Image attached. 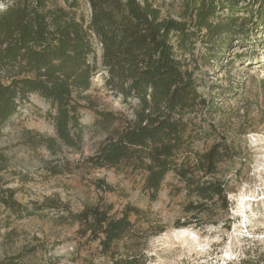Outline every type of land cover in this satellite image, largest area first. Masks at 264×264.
Returning <instances> with one entry per match:
<instances>
[{
    "label": "trees",
    "instance_id": "obj_1",
    "mask_svg": "<svg viewBox=\"0 0 264 264\" xmlns=\"http://www.w3.org/2000/svg\"><path fill=\"white\" fill-rule=\"evenodd\" d=\"M238 2L183 0L173 17L152 0H10L0 9V138L21 103L34 94L53 109L56 137L46 139L45 148L52 154L60 145L77 149L81 94L91 89V79L100 71L104 90L130 114L97 111L94 125L106 137L93 155L83 157L84 164L90 169L124 166L144 174L150 201L173 173L186 195L197 199L185 206L186 212L203 214L217 203L225 210L226 186L215 177L233 149L224 140L203 152L194 149L207 132L196 119L215 109L198 91L197 72L221 51L224 43L218 40L241 38L237 26L246 19L237 13L248 7H237ZM258 13L262 20L264 8ZM197 42L209 49L195 60ZM5 164L0 154V172ZM5 185L0 177V207L11 215L29 217L61 206L60 219L97 241L111 264H140L141 240L152 227L147 211L127 205L119 216L110 214V206L72 212L55 199L28 209ZM154 228L162 232L160 226ZM120 242L124 253L116 257L114 247Z\"/></svg>",
    "mask_w": 264,
    "mask_h": 264
},
{
    "label": "rangeland",
    "instance_id": "obj_2",
    "mask_svg": "<svg viewBox=\"0 0 264 264\" xmlns=\"http://www.w3.org/2000/svg\"><path fill=\"white\" fill-rule=\"evenodd\" d=\"M9 1L0 0V9ZM152 1L173 17L183 4V0ZM237 7H248L237 13L246 19L237 26L241 38L218 40L224 43L221 51L197 72L198 91L215 109L196 119L207 132L194 149L206 151L220 140L233 149L218 165L215 177L226 186L225 210L217 203L203 214L186 212L185 206L197 199L186 195L173 173L150 201L143 190L144 174L124 166L90 169L84 164L83 157L93 155L106 137L94 125L97 111L130 114V108L104 90L100 71L91 79V89L81 94L82 140L77 149L60 145L58 152L50 153L44 145L46 139L56 137L53 109L34 94L21 103L0 138V154L6 161L0 172L4 188L14 189L15 199L28 209L55 199L72 212L86 206H110V214L119 216L127 205L147 211L152 227L141 240L140 264L256 260L264 264V16L261 20L258 13L264 0H239ZM208 45L197 42L195 60ZM58 207L59 211L48 209L23 218L0 207V264H111L97 241H89L77 233L76 225L60 219L64 212ZM155 225L162 232L156 233ZM182 231L187 233L181 235ZM114 249L119 257L125 246L120 242Z\"/></svg>",
    "mask_w": 264,
    "mask_h": 264
},
{
    "label": "bare ground",
    "instance_id": "obj_3",
    "mask_svg": "<svg viewBox=\"0 0 264 264\" xmlns=\"http://www.w3.org/2000/svg\"><path fill=\"white\" fill-rule=\"evenodd\" d=\"M186 233L187 232H185V231L180 232L181 235H185Z\"/></svg>",
    "mask_w": 264,
    "mask_h": 264
}]
</instances>
